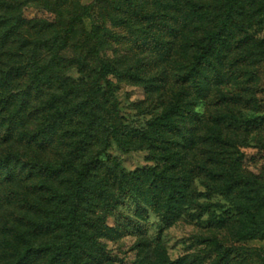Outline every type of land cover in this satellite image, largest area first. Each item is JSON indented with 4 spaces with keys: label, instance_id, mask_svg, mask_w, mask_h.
I'll list each match as a JSON object with an SVG mask.
<instances>
[{
    "label": "trees",
    "instance_id": "trees-1",
    "mask_svg": "<svg viewBox=\"0 0 264 264\" xmlns=\"http://www.w3.org/2000/svg\"><path fill=\"white\" fill-rule=\"evenodd\" d=\"M64 1L0 0V146L17 143L47 149L73 119L67 108L66 83L60 76L74 69L85 74L89 69L85 61L61 56L71 45L74 27L69 24L63 32L59 22L24 17L29 7L62 16ZM94 4H101L114 26L130 30L133 44L159 59L173 57L175 42L179 38L184 42L186 60L174 79L178 90L171 92L163 114L149 124L152 129L144 132L148 150L158 154L151 155L157 164L126 173L98 155L70 159L66 165L38 163L28 170L6 154L0 157V186L20 177L32 182L38 200L42 191L50 193L47 203H42L48 210L30 228L57 234L53 244L18 250L9 264H116L101 241L114 230L104 222L96 228L90 215L94 208L111 212L116 199L125 195L148 206L168 227L184 217L197 220L210 212L212 204L199 203L200 196L220 195L237 213L219 219V225L232 226L238 241L263 240L264 178L242 169L239 149L250 146L252 134L264 129V117L240 111L236 116L230 105L242 108V97L234 99L218 89L231 77L244 78L251 72L246 69L264 59V42L255 41L246 25L257 13L256 0H94L81 10L86 13ZM14 58L25 61L18 64ZM110 74L108 63H102L98 71L90 70L94 86L89 88L88 104L92 110L113 96ZM216 92L224 98L227 111L216 117L208 111L201 118L195 108L200 103L212 105ZM33 103L40 108L35 113ZM33 116L39 123L29 132L27 123ZM199 124L207 125L199 141L207 152L195 158L189 153L199 144L195 139ZM107 127L113 131L105 139L104 150L111 139L125 149L117 127ZM231 134L237 139L241 136V141L232 143ZM196 179L205 182L208 194L198 193L193 185ZM217 250L222 256L216 264H235L231 249L218 246ZM205 260L196 254L176 261L139 258L135 264H204Z\"/></svg>",
    "mask_w": 264,
    "mask_h": 264
},
{
    "label": "rangeland",
    "instance_id": "rangeland-1",
    "mask_svg": "<svg viewBox=\"0 0 264 264\" xmlns=\"http://www.w3.org/2000/svg\"><path fill=\"white\" fill-rule=\"evenodd\" d=\"M64 2L62 16L29 7L25 9L24 17L28 20L59 22L63 32L69 24L74 27L71 45L61 56L85 61L89 69L85 74L74 69L60 76L61 81L66 83L65 91L69 98L67 108L73 119L69 125L63 127L62 136L55 138L47 149H29L13 143L0 146V157L6 154L10 160L17 161L28 170L29 166L33 167L38 163L51 166L66 165L70 159L78 160L98 155L102 160L109 161L112 167L117 165V169L121 168L126 173L156 166L157 163L151 155L158 154L148 150L144 132L152 129L149 124L163 114L171 92L178 90L174 79L181 63L186 60L184 42L182 44L180 38L175 42L173 57L167 58L165 55L166 58L162 56L163 58L159 59L144 50V47L133 44L134 42L130 41L131 32L125 26H114L101 4H94L85 13L81 9L91 5L94 0ZM254 9L257 13H254L246 25L248 34L261 43L264 42V0H256ZM167 38L170 39L168 36ZM14 60L18 64L25 61L23 58ZM102 63L110 64L113 70V74L108 77L112 84L113 96H107L108 100L102 102V107L92 110L88 104V91L94 86V80L93 75H88L90 70H100ZM249 70L251 72L244 78L235 80L231 77L218 89L234 99L242 97V108L238 104L230 105L236 116L240 111L243 115L261 118L264 117V59L255 67L246 69L247 73ZM107 90L104 84L103 93ZM224 101L221 94L216 92L212 96V105L200 103L195 112L201 118L208 111L216 117L227 111L222 105ZM36 105L37 103L32 104L34 113L40 110ZM101 117L108 125L103 123ZM35 118L36 116H33L27 123L29 132L37 128L39 120ZM112 125L117 127L118 136L123 139L125 149L120 148L114 139H111L110 146L104 150L105 139L109 132L113 131L107 126ZM212 125L213 122L210 126ZM195 132V139L199 143L200 136L207 132V125H197ZM237 138L232 134L229 136L232 143H239L242 139L241 136ZM214 151L212 148V152ZM239 151L242 155V169L264 178V129L255 131L251 136L250 146L240 148ZM204 152H207L206 146L199 143L189 155L201 158ZM38 179L45 180L43 176ZM31 183L19 177L11 184L0 186V264H9L17 251L25 247H38L57 241L56 232H35L30 228L31 222L35 218L42 219L45 210H48L43 204L47 203L50 197L46 189L42 191V195L37 196L39 201ZM193 185L198 193L208 194L202 179H196ZM198 201L202 204L210 202V212L202 214L197 220L184 217L171 227L163 224L148 206L139 204L127 195L117 198L109 213L94 208L95 212L91 213L90 219L96 228L104 222L114 230L111 236L101 241L106 251L116 259V264H135L139 258H150L154 262L165 258L176 261L196 254L205 256L204 264H216L222 256L217 250L218 246L232 250L235 264H264V239L238 241L235 229L230 228L232 226L219 225V219H227L237 213L225 197L200 196ZM35 203L36 206H32ZM41 204L42 206H39Z\"/></svg>",
    "mask_w": 264,
    "mask_h": 264
}]
</instances>
